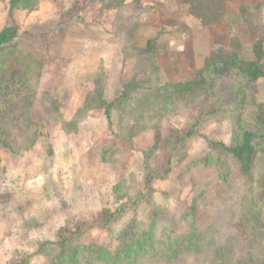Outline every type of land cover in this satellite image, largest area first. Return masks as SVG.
I'll list each match as a JSON object with an SVG mask.
<instances>
[{"label":"rangeland","instance_id":"374dc122","mask_svg":"<svg viewBox=\"0 0 264 264\" xmlns=\"http://www.w3.org/2000/svg\"><path fill=\"white\" fill-rule=\"evenodd\" d=\"M4 1L0 130L25 151L48 124L55 156L46 178L0 172L2 206L26 199L0 206V264H264V137L246 174L212 147L264 135V78L210 67L264 45V0ZM46 83L65 118L29 116Z\"/></svg>","mask_w":264,"mask_h":264},{"label":"trees","instance_id":"16d2710c","mask_svg":"<svg viewBox=\"0 0 264 264\" xmlns=\"http://www.w3.org/2000/svg\"><path fill=\"white\" fill-rule=\"evenodd\" d=\"M24 1V0H22ZM29 0H25V4H20L21 0H9L10 8H14L18 5H21L23 7H26V2ZM33 7V6H31ZM17 28L15 25H10L2 28L0 30V47L4 44L10 42L13 38L17 36ZM252 52H253V58L251 59H243L237 55H224L221 58V63L211 62L210 67H213L214 74L218 76H223L225 74H228L230 71L235 70L238 75H240L242 78H244L247 83H253L256 82L259 79L264 78V45L262 41L259 39L255 41L252 45ZM209 65H207V68ZM212 70V69H211ZM207 71V70H206ZM206 88V82L202 77L200 79H193L184 84V89L186 91H191L195 88ZM18 91V88L11 87L7 92L9 94H14ZM2 101H0L1 103ZM2 104V103H1ZM3 105V104H2ZM88 106V102L85 103L81 107V109H84ZM111 107V103H106V115L109 113V108ZM2 108V107H0ZM83 111V110H82ZM4 131L0 130V143H2L4 146L8 147L7 140L3 137ZM264 137V135H258L252 133L250 130L243 129L242 130V138L241 141L238 144L226 146L223 143H217L212 142V147L214 145L216 147H221L223 151L226 153H230V155L239 162L240 165V172L243 174H246V172L251 168L254 155L256 153V144L253 142L255 137ZM70 233V232H69ZM71 234V233H70ZM60 245L63 246L65 242L68 240V235H60ZM132 238V237H130ZM129 238V239H130ZM128 239V240H129ZM130 241V240H129ZM94 245H84L81 247L82 249H89L93 247ZM80 251V249H78ZM78 251V252H79ZM77 252V249H76ZM116 258V257H115ZM250 262L248 260H243L239 258L238 264H252L253 262L252 258H249Z\"/></svg>","mask_w":264,"mask_h":264},{"label":"crops","instance_id":"0c3cea01","mask_svg":"<svg viewBox=\"0 0 264 264\" xmlns=\"http://www.w3.org/2000/svg\"><path fill=\"white\" fill-rule=\"evenodd\" d=\"M5 4H8V2L4 1V0L0 1V5H5ZM13 11H14L13 15L15 16V9ZM0 12H2L1 9H0ZM14 16H13V18H14ZM41 81H42V77H41ZM50 83L52 84V82H50ZM51 84L46 83V85H44L45 90L43 92L45 93V95H47L48 98L45 99V101L42 103L39 102L41 104L40 108H37L38 105L36 104V102H34V105L30 107L29 116L33 117L34 119L40 120V118H43V117H58L61 119L65 118L66 114L64 112H58L57 111V105H54V101H51V100H56L57 98L51 94H49L51 96H48V93H51V90H48L47 86H49ZM59 90L61 92V89H59ZM62 93H63V90H62ZM57 103H58V99H57ZM85 103L86 102H84V101L79 102V103H76V101H75L74 110H77V109L83 110V109H81V107L83 105H85ZM49 108H53L54 112L50 113ZM34 131L36 132V134L41 133V129H39V128H35ZM52 131H53V127L52 126L49 127V125L47 124L46 131H45L46 135L44 138L41 136H38L37 138H32V140L30 139V137L27 138V140H29L28 141L29 147L26 148V150L24 149L25 151H22V150L18 151L19 149H17V151H15V149H14L15 147L11 141H6L8 144L7 145L8 147L4 146L2 144V143H4V141H2L0 143V172H2L5 169L14 171L16 173L21 172V174L36 172V171H38V173H39L41 171V173L45 172L44 178H46L50 173L52 174L53 169H51L47 163L48 161H51L55 156L54 152H53L55 145H54V142L50 140V137L48 135ZM50 149L52 151H50ZM44 158H46V159H44ZM60 163H61V161H60ZM7 195H10V194L7 193ZM38 195L39 194L36 193V196H38ZM21 199H22L21 204L15 199V197H13L12 201L9 202L8 205L2 206V204L0 203L1 204L0 206H2V207H6V206L19 207V206H22L26 203V201H24V199H25L24 197H22ZM49 200L52 202L51 198ZM43 201L45 202L46 207H44L40 204L42 207L41 210L40 211L34 210V211L35 212H41L40 216H41L42 220H44V219L48 220L47 215L49 213H53L54 205H53V202L49 203V205H47V200H43ZM30 212H31L30 210H24V213L29 214ZM21 213H22V211L20 213L17 211V213L15 212L13 215L10 216V218H9L10 224L11 223L14 224V226L12 225V228L15 229V226L17 224V220L18 221L21 220V218L19 217V215ZM43 215H45V217Z\"/></svg>","mask_w":264,"mask_h":264}]
</instances>
